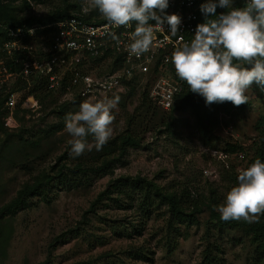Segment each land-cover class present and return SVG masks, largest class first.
I'll return each mask as SVG.
<instances>
[{
    "label": "rangeland",
    "instance_id": "1",
    "mask_svg": "<svg viewBox=\"0 0 264 264\" xmlns=\"http://www.w3.org/2000/svg\"><path fill=\"white\" fill-rule=\"evenodd\" d=\"M1 2L14 19L41 17L67 6L75 10L70 14L104 19L98 9L88 7L85 11L84 0ZM231 7L239 8L235 0ZM222 10L218 8L217 13ZM106 63L100 72L105 71ZM133 91L127 99L120 95L96 99L119 97L112 113L114 133L105 145L126 135L137 143L109 155H103L105 145L97 151L89 136L90 147L79 157L70 156L71 137L64 131L60 105L69 103L73 96L49 97L37 91L34 108L14 110L13 128L6 133L0 131V207L35 177H53L59 170L64 176L47 183L21 208L0 218V264H143L123 256L124 251L139 246L149 249L152 264H199L207 242L220 249L224 264H264L262 237L254 238L247 228L218 230L209 219V211L219 215L216 206L237 186L230 175L255 159L258 122L264 119V90L254 84L246 93L249 99L242 113L222 118L210 134L199 132L191 108L172 113L156 109L154 116L144 115L137 109L141 90L135 87ZM81 103L68 105V110L77 112ZM233 145L240 149L230 150ZM103 163L106 168L97 171ZM75 164L88 169L77 171L73 169ZM135 177L162 194L179 195L187 190L189 199L204 197L208 205L197 215L196 225L179 226L185 238L176 237L170 252L166 244V204L157 197L152 199V205L157 206L138 233L135 208L141 203L140 195L126 197L111 189L114 180ZM255 223L264 225L262 215L258 222L248 225ZM114 229L121 230L122 235L115 234ZM124 229L134 232L126 236Z\"/></svg>",
    "mask_w": 264,
    "mask_h": 264
},
{
    "label": "clouds",
    "instance_id": "2",
    "mask_svg": "<svg viewBox=\"0 0 264 264\" xmlns=\"http://www.w3.org/2000/svg\"><path fill=\"white\" fill-rule=\"evenodd\" d=\"M233 0H206L200 5L204 22L197 24L190 42L175 48L168 58L175 75L189 92L202 97L206 105L230 102L247 104L248 90L255 84L264 90V0H245L242 8ZM84 10L98 9L112 27H131L127 50L139 57L150 51L155 31L169 26L179 33L181 17L167 14L169 0H84ZM231 9L217 15V9ZM154 21L155 23H150ZM247 65V66H245ZM119 97L85 100L75 113L66 114L64 131L71 137L70 156H81L91 136L97 151L112 138L113 109ZM237 186L232 187L215 211L223 222H258L264 215V163L259 159L240 168Z\"/></svg>",
    "mask_w": 264,
    "mask_h": 264
},
{
    "label": "built area",
    "instance_id": "3",
    "mask_svg": "<svg viewBox=\"0 0 264 264\" xmlns=\"http://www.w3.org/2000/svg\"><path fill=\"white\" fill-rule=\"evenodd\" d=\"M204 1L169 0L167 14H176L182 20L179 33L171 36L165 23L163 31H155L150 51L139 57L127 50L128 36L135 24L116 28L107 21L97 24L72 15L50 25L5 29L4 35H0V88L8 92L3 126L13 128L12 115L17 107H35L28 89L40 79L46 91L57 92L67 77L63 96L77 95L83 102L124 94L134 78L142 84L152 76L148 98L161 110L169 111L186 83L176 77L168 58L175 48L193 39L196 10ZM237 1L241 7L245 6V0ZM115 56L119 57V64L100 72V67L107 62V69ZM21 83L25 84L23 89L10 91L11 86Z\"/></svg>",
    "mask_w": 264,
    "mask_h": 264
},
{
    "label": "trees",
    "instance_id": "4",
    "mask_svg": "<svg viewBox=\"0 0 264 264\" xmlns=\"http://www.w3.org/2000/svg\"><path fill=\"white\" fill-rule=\"evenodd\" d=\"M238 4L239 8L241 7V4L239 1L235 0ZM168 10V9H167ZM166 10V12H167ZM75 11L73 7L67 6L66 8H63L61 10H55L53 12L48 13L45 16L41 17H27L24 19H14L13 16L10 14L9 9L7 5L3 4L0 0V35H4V31L7 28H13L16 26L21 25H37V26H44V25H50L54 22L63 20L65 18H68L69 16H78L81 19H83L86 22H93V23H101L106 21L105 19H92L91 16H82L79 14H70L71 12ZM228 10L223 9L221 12H227ZM220 12V13H221ZM220 13H217L220 14ZM196 26L197 24L204 22V17L200 13V8L196 10ZM154 21H151L152 23ZM119 57L115 56L112 60L111 64L107 69L110 70V66L115 67L117 66ZM99 63V62H97ZM94 66L96 63L93 64ZM247 66V65H245ZM153 82V77L151 76L145 83L140 84V81L138 79H133L131 81L129 90L124 94H119L122 98H131L133 96L134 91L133 88L139 87L141 90V99L140 103L138 105V110L143 113L144 115H149V117L154 116V111L156 109L158 111H161L162 113H172L174 110H183L186 108H191L195 112V118H196V124L199 129L200 133L203 134H210L213 132L215 128L218 127L219 121L222 120V118H233L239 114L242 113L244 110V105L240 107L233 106L230 102L225 103H214L211 105H206L205 101L202 97L193 94L189 92L188 85L185 84L183 86L182 92L176 97L172 107L169 109V111H163L159 107H157L149 98H148V92L147 87L149 84ZM20 83V82H18ZM67 85V77H65L62 81L61 87L57 92H48L44 89V82L42 79L38 80L37 82L33 83L31 87H29L28 92L29 94H36L37 91L45 92L46 95L44 96H63L65 94V87ZM25 87V84L21 83L19 86L13 85L11 86L10 91L14 90H21ZM4 88H0V131L3 133H6V129L3 126L2 123V117L5 113L4 109V102L8 96V92H4ZM43 100V99H42ZM41 100V101H42ZM81 101V99L77 95H73L71 101L69 103L63 102L60 105V113L62 114V117L65 118L66 114L73 113V111L68 110V105H78ZM133 118V117H130ZM130 124H128L129 128ZM258 145L256 146V154L254 161L249 163V166L251 163L255 162V160L259 159L261 162H263L264 158V119H260L258 122ZM57 128L56 130H58ZM113 141L110 145H105L103 148V155H109L115 152V150L122 151L126 146H135L137 145L136 141L133 140L130 136L126 135L125 137H122L120 140ZM109 146V147H107ZM240 149V146L233 145L231 146L230 150L233 149ZM238 152V150H237ZM101 155H97L96 158H99ZM97 164V163H95ZM105 167L104 163L103 165L97 167V171H102ZM73 169L77 171H81L84 169H88L86 167H82L80 164H75ZM237 172V170H236ZM232 173L230 175L231 182L234 184L237 182V173ZM237 174V175H236ZM50 176H45L44 178H38L35 177L32 179L31 182L24 183L15 193L14 197L7 203L5 206L0 207V218L7 213H12L18 208H21L28 198L34 197L39 192H41L43 189H45V186L47 183L53 181V180H59L63 175V170L57 171L56 174ZM111 189L115 190L117 194H125V196L129 197L132 194L140 195L141 203L140 205H136L135 211L138 216V233L139 230H142V227L145 225V220L150 216L153 212L154 205H152V199L154 197H157L160 199L161 202L165 203V207L167 208V214L168 217L165 219V229L167 233V250L170 252L173 247L176 245L175 240L178 236H183L185 238V235H181L179 226H194L197 224V215L202 212L203 208H206L208 205H205V199L202 197H195L192 199H189V192L187 190H182L179 195L177 194H162L161 192L151 189L148 183H146L143 179L139 177L135 178H118L113 181ZM102 195L100 194L98 198H100ZM189 197V198H188ZM210 213V220L214 221L215 227L218 228V230L227 229V228H247L251 232L254 233V238H263L264 240V225L262 224H253L248 225L246 222L238 223L236 221H230V222H223L220 219V215L213 212V210L209 211ZM264 218V215H262ZM125 228V227H124ZM131 231L124 229V234L126 236H129L132 232H134V229H130ZM118 236L122 235V231L119 229H114L113 231ZM206 232L208 233L209 230L206 229ZM208 241V240H206ZM123 256L127 259H129L131 262H139L143 264H152V254L149 251V249H146L142 246H139L137 248L128 249L127 251L123 252ZM122 264V262H120ZM75 264H92L90 262L86 263H75ZM199 264H224L223 259L221 257V251L220 249L214 244V243H206V246L201 252V259Z\"/></svg>",
    "mask_w": 264,
    "mask_h": 264
}]
</instances>
